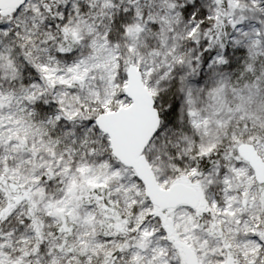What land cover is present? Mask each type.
<instances>
[{
  "label": "snow or ice",
  "instance_id": "1",
  "mask_svg": "<svg viewBox=\"0 0 264 264\" xmlns=\"http://www.w3.org/2000/svg\"><path fill=\"white\" fill-rule=\"evenodd\" d=\"M0 264H264V0H0Z\"/></svg>",
  "mask_w": 264,
  "mask_h": 264
}]
</instances>
